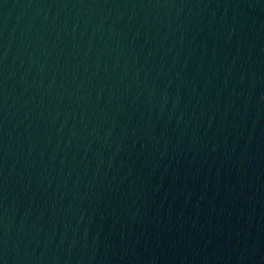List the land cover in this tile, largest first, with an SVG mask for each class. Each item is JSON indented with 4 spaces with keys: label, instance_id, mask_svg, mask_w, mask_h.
I'll list each match as a JSON object with an SVG mask.
<instances>
[{
    "label": "water",
    "instance_id": "1",
    "mask_svg": "<svg viewBox=\"0 0 264 264\" xmlns=\"http://www.w3.org/2000/svg\"><path fill=\"white\" fill-rule=\"evenodd\" d=\"M0 264H264V0H0Z\"/></svg>",
    "mask_w": 264,
    "mask_h": 264
}]
</instances>
